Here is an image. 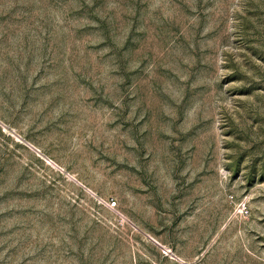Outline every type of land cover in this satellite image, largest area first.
Instances as JSON below:
<instances>
[{
	"label": "rangeland",
	"instance_id": "rangeland-1",
	"mask_svg": "<svg viewBox=\"0 0 264 264\" xmlns=\"http://www.w3.org/2000/svg\"><path fill=\"white\" fill-rule=\"evenodd\" d=\"M0 264H264V0H0Z\"/></svg>",
	"mask_w": 264,
	"mask_h": 264
},
{
	"label": "bare ground",
	"instance_id": "bare-ground-1",
	"mask_svg": "<svg viewBox=\"0 0 264 264\" xmlns=\"http://www.w3.org/2000/svg\"><path fill=\"white\" fill-rule=\"evenodd\" d=\"M6 128H7L9 131L14 132V131H13L14 127H12L11 125L6 126ZM50 161L54 163V161H53L52 159H51ZM54 164H57V163H54ZM71 176L75 179L74 175H71ZM165 248H166V247H165ZM167 251L171 252V251L168 250V249H167Z\"/></svg>",
	"mask_w": 264,
	"mask_h": 264
},
{
	"label": "built area",
	"instance_id": "built-area-1",
	"mask_svg": "<svg viewBox=\"0 0 264 264\" xmlns=\"http://www.w3.org/2000/svg\"><path fill=\"white\" fill-rule=\"evenodd\" d=\"M116 204V202L115 201H112L111 203H110V206H114Z\"/></svg>",
	"mask_w": 264,
	"mask_h": 264
}]
</instances>
